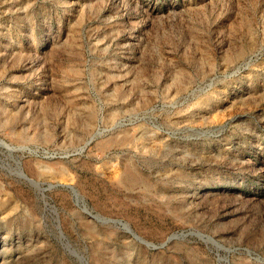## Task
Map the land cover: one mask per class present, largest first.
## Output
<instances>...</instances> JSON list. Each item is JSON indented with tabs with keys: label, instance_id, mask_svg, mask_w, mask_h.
<instances>
[{
	"label": "rangeland",
	"instance_id": "rangeland-1",
	"mask_svg": "<svg viewBox=\"0 0 264 264\" xmlns=\"http://www.w3.org/2000/svg\"><path fill=\"white\" fill-rule=\"evenodd\" d=\"M0 264H264V0H0Z\"/></svg>",
	"mask_w": 264,
	"mask_h": 264
},
{
	"label": "bare ground",
	"instance_id": "bare-ground-1",
	"mask_svg": "<svg viewBox=\"0 0 264 264\" xmlns=\"http://www.w3.org/2000/svg\"><path fill=\"white\" fill-rule=\"evenodd\" d=\"M132 178H133V177H130L129 180L132 179ZM133 179H134V178H133Z\"/></svg>",
	"mask_w": 264,
	"mask_h": 264
}]
</instances>
